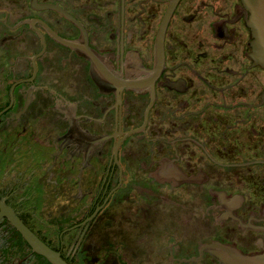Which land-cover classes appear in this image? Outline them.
I'll list each match as a JSON object with an SVG mask.
<instances>
[{
  "label": "flooded vegetation",
  "instance_id": "flooded-vegetation-1",
  "mask_svg": "<svg viewBox=\"0 0 264 264\" xmlns=\"http://www.w3.org/2000/svg\"><path fill=\"white\" fill-rule=\"evenodd\" d=\"M249 16L242 0H0V264L263 256Z\"/></svg>",
  "mask_w": 264,
  "mask_h": 264
},
{
  "label": "water",
  "instance_id": "water-1",
  "mask_svg": "<svg viewBox=\"0 0 264 264\" xmlns=\"http://www.w3.org/2000/svg\"><path fill=\"white\" fill-rule=\"evenodd\" d=\"M242 1L250 13L248 26L250 27L254 38L251 44L254 57L264 67V0ZM8 216L36 249L51 256L49 249L28 228H26L16 216H11L10 214H8ZM223 261L226 264H264V255L259 257L240 255L235 259L226 257Z\"/></svg>",
  "mask_w": 264,
  "mask_h": 264
}]
</instances>
